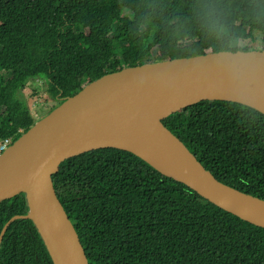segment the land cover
Segmentation results:
<instances>
[{
  "label": "trees",
  "instance_id": "trees-1",
  "mask_svg": "<svg viewBox=\"0 0 264 264\" xmlns=\"http://www.w3.org/2000/svg\"><path fill=\"white\" fill-rule=\"evenodd\" d=\"M264 44V0H0V142L36 120L20 97L31 80L61 104L105 74ZM48 112V113H49ZM219 182L264 200V114L203 101L162 120ZM88 264H264V229L210 204L133 154L93 150L52 176ZM0 203V232L26 214ZM0 264H53L30 220H15Z\"/></svg>",
  "mask_w": 264,
  "mask_h": 264
},
{
  "label": "water",
  "instance_id": "water-1",
  "mask_svg": "<svg viewBox=\"0 0 264 264\" xmlns=\"http://www.w3.org/2000/svg\"><path fill=\"white\" fill-rule=\"evenodd\" d=\"M203 101L241 104L264 114V50L221 51L146 63L105 74L37 120L0 154V203L25 195L26 214L53 264H88L59 203L52 176L69 158L93 150L133 154L210 204L264 229V200L214 178L162 123Z\"/></svg>",
  "mask_w": 264,
  "mask_h": 264
},
{
  "label": "rangeland",
  "instance_id": "rangeland-1",
  "mask_svg": "<svg viewBox=\"0 0 264 264\" xmlns=\"http://www.w3.org/2000/svg\"><path fill=\"white\" fill-rule=\"evenodd\" d=\"M244 44L253 49H262L264 44L261 42L260 35L256 34L251 41H244ZM20 97L28 106L33 118L37 121L46 116L50 108L56 105L57 101L46 92V84L43 80H31L27 87L21 91Z\"/></svg>",
  "mask_w": 264,
  "mask_h": 264
},
{
  "label": "built area",
  "instance_id": "built-area-1",
  "mask_svg": "<svg viewBox=\"0 0 264 264\" xmlns=\"http://www.w3.org/2000/svg\"><path fill=\"white\" fill-rule=\"evenodd\" d=\"M10 145V139H5L0 142V154L6 150V148Z\"/></svg>",
  "mask_w": 264,
  "mask_h": 264
}]
</instances>
